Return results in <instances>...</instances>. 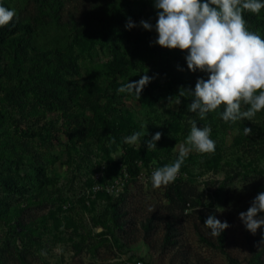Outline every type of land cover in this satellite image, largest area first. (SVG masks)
<instances>
[{"label":"rangeland","instance_id":"obj_1","mask_svg":"<svg viewBox=\"0 0 264 264\" xmlns=\"http://www.w3.org/2000/svg\"><path fill=\"white\" fill-rule=\"evenodd\" d=\"M0 5L16 12L0 26V264H264V228L252 234L238 216L264 192V109L226 123L223 105L203 120L187 110L191 97L177 105L179 90L207 74L188 70L187 49L150 44L155 27L139 21L155 26L153 0ZM242 15L264 39L255 26L264 28V8ZM128 18L137 26L126 29ZM32 67L60 75L65 108L34 99L51 80ZM142 75L152 80L138 100L117 92ZM191 120L211 127L215 152L193 150L174 182L153 188L152 172L177 159ZM144 124L139 150L124 143ZM209 214L230 225L219 237L204 226Z\"/></svg>","mask_w":264,"mask_h":264},{"label":"clouds","instance_id":"obj_2","mask_svg":"<svg viewBox=\"0 0 264 264\" xmlns=\"http://www.w3.org/2000/svg\"><path fill=\"white\" fill-rule=\"evenodd\" d=\"M153 5L159 10L155 26L148 20L139 21V26L147 31L155 27L157 36L150 44L168 49H187L185 60L188 70L207 74V79L197 78L194 89L181 88L175 103H181L180 97H191L187 110L196 113L201 120L221 105L224 108L217 115L226 123L253 120L264 109V39L246 28L242 13L247 10L258 14L264 8V0H153ZM14 17V9L0 5V26L8 25ZM136 26L128 18L125 28ZM151 80L152 77L142 75L137 81L122 84L117 92L134 94L138 100ZM189 123L191 131L186 145H181L177 159L152 172L153 188L166 187L174 182L193 150L215 152V141L210 138L211 127H197L196 120ZM145 125H142L143 131L124 137V143L135 145L139 150L142 138L147 135ZM252 131L244 128L246 136ZM162 135L156 132L151 139L145 140L147 148L155 150ZM153 210L149 208V212ZM216 210L223 211L219 207ZM238 216L252 234L264 228V192L258 193L248 209ZM204 226L213 237H219L230 227L227 221L222 222L213 214L207 216Z\"/></svg>","mask_w":264,"mask_h":264},{"label":"trees","instance_id":"obj_3","mask_svg":"<svg viewBox=\"0 0 264 264\" xmlns=\"http://www.w3.org/2000/svg\"><path fill=\"white\" fill-rule=\"evenodd\" d=\"M5 8H7V7H5ZM11 23H12V21L8 25H10ZM248 24L251 25V23H248ZM8 25H6V26H8ZM255 26H256V28H260L261 27L262 30H263L262 32H264V28H263L262 24H256ZM143 42H144V39L142 40V43ZM17 64H18L17 61L14 60L13 61V66L15 68L17 67ZM62 66H64V67L68 66V67L72 68V64H71L70 61L64 63L63 65L62 64L59 65V67H62ZM32 68H35L34 71H33L34 76H45V77H48L47 78L48 81H49V79L51 80V82L49 81L48 84L39 83L33 88L34 99L37 102H39L40 104H42L43 106L55 105V106H57L59 108H65L66 105H67L66 102H67L69 97L68 96H62L60 94V92L55 89V85H54V84H58L59 83L60 75L57 72H43V71H39L37 69L38 67H32ZM115 219H117V216H115ZM116 223H117L116 225L118 227H120V224L118 222H116Z\"/></svg>","mask_w":264,"mask_h":264},{"label":"built area","instance_id":"obj_4","mask_svg":"<svg viewBox=\"0 0 264 264\" xmlns=\"http://www.w3.org/2000/svg\"><path fill=\"white\" fill-rule=\"evenodd\" d=\"M137 264H140V262H137Z\"/></svg>","mask_w":264,"mask_h":264}]
</instances>
